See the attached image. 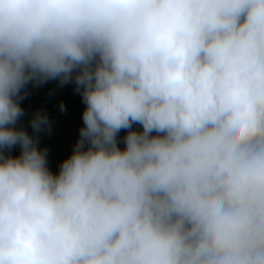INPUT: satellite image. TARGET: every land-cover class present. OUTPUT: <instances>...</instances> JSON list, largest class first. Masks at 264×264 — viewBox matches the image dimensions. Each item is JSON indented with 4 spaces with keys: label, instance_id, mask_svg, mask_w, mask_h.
Wrapping results in <instances>:
<instances>
[{
    "label": "clouds",
    "instance_id": "1",
    "mask_svg": "<svg viewBox=\"0 0 264 264\" xmlns=\"http://www.w3.org/2000/svg\"><path fill=\"white\" fill-rule=\"evenodd\" d=\"M0 264H264V0H0Z\"/></svg>",
    "mask_w": 264,
    "mask_h": 264
},
{
    "label": "crops",
    "instance_id": "2",
    "mask_svg": "<svg viewBox=\"0 0 264 264\" xmlns=\"http://www.w3.org/2000/svg\"><path fill=\"white\" fill-rule=\"evenodd\" d=\"M70 87L74 88V84L69 83L61 86L59 82L55 80L48 81L38 86L29 84L27 95L21 101V106L25 110V116L21 119L20 124L29 134H33L29 120L36 111L46 113L51 122L50 131L45 130L36 135L39 136L38 147L48 149V166L54 173L58 171L60 162L71 154L73 146L79 137V129L83 126L82 112L84 108L71 112L54 109H36V106L42 105L46 99L44 97H36L35 94H48L55 91H63ZM133 127L137 129L136 125ZM125 134V131H121L119 133V138L122 140ZM120 146L123 147V144L121 143ZM12 154L18 155L19 148H14Z\"/></svg>",
    "mask_w": 264,
    "mask_h": 264
},
{
    "label": "trees",
    "instance_id": "3",
    "mask_svg": "<svg viewBox=\"0 0 264 264\" xmlns=\"http://www.w3.org/2000/svg\"><path fill=\"white\" fill-rule=\"evenodd\" d=\"M36 97H44L46 101L36 109L48 110H61L60 105H64V111L71 112L77 111L85 107L82 102L81 96L74 88L70 87L63 91H55L48 94H35Z\"/></svg>",
    "mask_w": 264,
    "mask_h": 264
},
{
    "label": "built area",
    "instance_id": "4",
    "mask_svg": "<svg viewBox=\"0 0 264 264\" xmlns=\"http://www.w3.org/2000/svg\"><path fill=\"white\" fill-rule=\"evenodd\" d=\"M137 129H139V125H136Z\"/></svg>",
    "mask_w": 264,
    "mask_h": 264
}]
</instances>
